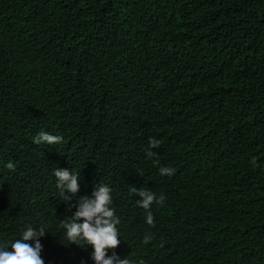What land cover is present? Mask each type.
Returning <instances> with one entry per match:
<instances>
[{
	"label": "trees",
	"instance_id": "16d2710c",
	"mask_svg": "<svg viewBox=\"0 0 264 264\" xmlns=\"http://www.w3.org/2000/svg\"><path fill=\"white\" fill-rule=\"evenodd\" d=\"M97 184L131 264H264V0H0V242L94 264L61 221ZM133 187L165 197L154 225Z\"/></svg>",
	"mask_w": 264,
	"mask_h": 264
},
{
	"label": "clouds",
	"instance_id": "9594fccd",
	"mask_svg": "<svg viewBox=\"0 0 264 264\" xmlns=\"http://www.w3.org/2000/svg\"><path fill=\"white\" fill-rule=\"evenodd\" d=\"M33 142L39 144H59L63 142V138L59 135H52L48 132L39 133L33 137ZM159 141L155 138H149L148 149L146 155L148 157H156L157 153L152 149L159 147ZM158 162V161H157ZM10 170H15L12 162L7 164ZM161 175H172L174 169L169 167H161L159 169ZM56 177V188L58 189L61 201L69 202L80 190L79 179L80 173L74 174L68 168L56 167L53 169ZM112 189L106 184H97L90 195L80 196L74 207L75 211L71 213L70 220H62L61 226L65 231V235L69 244L80 246L91 245V259L94 264H131L126 257L121 259L114 251L120 244L119 231L117 225L120 223L119 218L115 214L112 204ZM132 192L141 197L137 204L145 210L146 222L154 225V217L151 212L153 203L162 204L165 197L156 196L146 188H132ZM73 205L69 204V208ZM45 231L28 227L21 234L19 239L11 242H0V264H44V260L40 253L43 245L40 237L45 235ZM152 239L150 235H145L144 242L147 243ZM34 241L33 244L26 241ZM9 246L11 251L8 250ZM112 249V254L108 255V250ZM143 264V261L140 262Z\"/></svg>",
	"mask_w": 264,
	"mask_h": 264
}]
</instances>
